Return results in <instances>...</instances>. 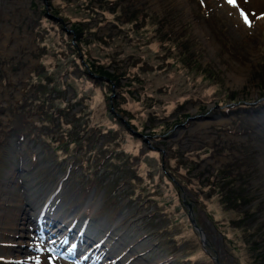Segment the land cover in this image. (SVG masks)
Instances as JSON below:
<instances>
[{"label": "rangeland", "instance_id": "1", "mask_svg": "<svg viewBox=\"0 0 264 264\" xmlns=\"http://www.w3.org/2000/svg\"><path fill=\"white\" fill-rule=\"evenodd\" d=\"M262 1L0 0V264H264ZM70 122L137 158L84 193L49 146Z\"/></svg>", "mask_w": 264, "mask_h": 264}, {"label": "trees", "instance_id": "2", "mask_svg": "<svg viewBox=\"0 0 264 264\" xmlns=\"http://www.w3.org/2000/svg\"><path fill=\"white\" fill-rule=\"evenodd\" d=\"M84 54H86V53H84ZM85 57H87V56H85ZM81 95H83V94H81ZM79 97L81 98L82 96H79ZM61 103H63V101H61ZM263 108H264V104L255 107L254 110L260 111V110H263ZM235 110L237 111V109H235ZM51 114H53V119L50 122H53V120L57 116V114L60 117L59 113L52 112ZM111 116L113 119L118 120L120 122L121 119L119 118V115L117 113L111 112ZM129 124H130V122H129ZM61 126L63 127V125H61ZM87 127L88 126H85L83 122H80L78 124H74V123L70 122L67 124V127H65L66 130L64 128H62V130L60 131V133L58 135V138L65 137V139H66L65 146L61 147V145L56 143L53 139L49 140V146L52 148V151H55L54 153L59 155L57 162H56L57 167L62 169V170H66V173L69 176V178L76 177L75 175L77 173V168L80 170V173H82V175L85 176L86 180L82 184L84 193L88 192L91 188L98 190L99 188H101V185H103L104 182L102 183L101 180H99V176L97 174V171L100 168L104 167L103 173H107L109 175H113L115 173V175H119L120 172H115V171H119V169L123 165L129 166L130 161H134L137 158L136 155H133L130 151H127L124 148L123 143H119V142H116L114 145L111 143L110 148L107 147V149H106L105 156H106V160L109 159V165L104 162L105 159L102 156H100V153H99V156H98V154L96 155L95 153L92 154V156H88L87 153L85 154V150H87L86 146L84 147L83 151H80V146H81V143H83L82 140H83L85 133L87 132ZM85 128H86V130H85ZM97 129L100 130L99 132H102V128H97ZM248 129L250 130L249 134H252V129H254V127H249V128H246L245 130L248 131ZM137 133L139 134V132H137ZM102 135H106V134L102 133ZM19 136L22 137L21 135H19ZM136 136H138V135H136ZM79 151H80V153H78ZM63 156H64V158H63ZM68 159H70L69 164L71 166L72 165L75 166L74 169L70 170L71 166L69 167V165H68V167H66L67 165H65V163H66V160H68ZM94 161H95V164H94ZM220 171H223V169L222 168L219 169L214 174V178L216 179V182H218V179H221L220 178V175H221ZM77 178L80 179L79 176H77ZM162 178L165 181H167L168 184L173 185V181L171 179L167 180L165 178V174L162 176ZM138 179H139V181L133 179L128 184L134 185L135 187H139L142 193H139L136 190L134 192L133 189H126L124 196H128L130 200L135 199L137 197H140L142 204H144L145 202L147 203V201L148 202L150 201V202H153V204H156L158 207H160V203L155 198L153 192H149L148 190L145 189V187H146L145 182L148 179L142 175H139ZM150 179L154 180V176ZM112 186H114V182L110 181L109 182V188ZM216 189L217 188H215V190ZM129 192H131V193H129ZM113 193H115V189L113 191H109V201L107 200V203L109 202V207L106 205V208H109V210H112V214H114V216H115V210L118 211L119 207L117 206V204H115L112 201L111 194H113ZM134 193H136V195ZM139 195H141L142 197ZM180 208H181V206H180ZM165 211L166 212H159L157 210L155 213L150 214L146 217L153 220L151 222V224L153 225V228H155V227L159 228L157 231H159L160 235L164 233L165 234L164 236L166 238H169L168 235L174 234L173 229L175 228V226H177V224L171 222L170 220H167L164 222V226L160 227V225H158V222H156L157 221L156 218L159 216L164 215L166 217L165 219H168L167 210H165ZM103 212H104V210H103ZM173 241H174V239H173ZM175 243L176 242H174L171 246L173 247V245H174L176 247H179V244H175ZM188 262L191 264H197L199 261L194 260V258H192L191 260H188Z\"/></svg>", "mask_w": 264, "mask_h": 264}, {"label": "water", "instance_id": "3", "mask_svg": "<svg viewBox=\"0 0 264 264\" xmlns=\"http://www.w3.org/2000/svg\"><path fill=\"white\" fill-rule=\"evenodd\" d=\"M133 134H136V133H133ZM189 218H190V221L191 223L193 224L194 228L198 230L199 232V236L201 237V242L203 244H205V234L204 232L202 231V229H200L196 223V221L194 220L193 218V210L191 208V206L189 207Z\"/></svg>", "mask_w": 264, "mask_h": 264}, {"label": "snow or ice", "instance_id": "4", "mask_svg": "<svg viewBox=\"0 0 264 264\" xmlns=\"http://www.w3.org/2000/svg\"><path fill=\"white\" fill-rule=\"evenodd\" d=\"M229 3L235 4L236 3V0H229ZM245 20L247 22V17H245Z\"/></svg>", "mask_w": 264, "mask_h": 264}, {"label": "bare ground", "instance_id": "5", "mask_svg": "<svg viewBox=\"0 0 264 264\" xmlns=\"http://www.w3.org/2000/svg\"><path fill=\"white\" fill-rule=\"evenodd\" d=\"M253 1H255L256 3H263V1L262 0H253ZM14 225V224H13ZM15 226V225H14Z\"/></svg>", "mask_w": 264, "mask_h": 264}]
</instances>
